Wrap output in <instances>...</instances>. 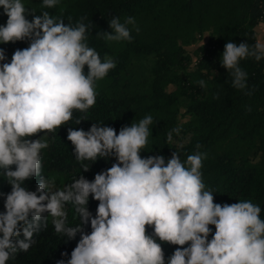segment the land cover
Here are the masks:
<instances>
[{"label": "clouds", "instance_id": "obj_1", "mask_svg": "<svg viewBox=\"0 0 264 264\" xmlns=\"http://www.w3.org/2000/svg\"><path fill=\"white\" fill-rule=\"evenodd\" d=\"M59 2L42 0L41 8H54ZM0 8L7 16L6 24L0 25V44L29 42L28 47L14 51L10 62L0 48V176L11 186L10 193H0L5 209L0 213V264L28 252L36 243L34 235L47 228L49 218L57 235L73 240L80 234L70 258L57 264H165L162 243L178 246L167 264H264L260 206L250 200L214 203L200 171L207 158L206 152L198 151L200 144L185 161L178 152L167 161L162 155L141 158L153 124L151 114L122 126L118 134L101 123L87 131L68 128L67 139L84 172L90 169L85 161L114 157L116 163L97 173L93 181L80 175L55 188V177L41 174L47 136L30 138L67 124L73 110L87 113L96 103V82L115 69L116 62L108 55L101 59L89 46L87 17L74 24L69 17L65 25L48 11L29 12L22 0H0ZM29 14L31 21L26 18ZM108 24L111 32L97 37L109 44L131 42L132 28L140 31L132 16L123 21L116 16ZM249 58L264 59V43L229 41L220 58L231 86L245 95L253 90L248 89V73L240 62ZM198 84L206 87L204 80ZM81 121L77 119L76 124ZM180 131L179 127L169 131L168 142ZM35 177L39 183L30 191L24 182ZM90 196L99 202L94 217L87 207ZM69 204L79 217L75 227L67 225ZM89 223L87 233L84 226ZM146 226L153 228L151 235Z\"/></svg>", "mask_w": 264, "mask_h": 264}, {"label": "trees", "instance_id": "obj_2", "mask_svg": "<svg viewBox=\"0 0 264 264\" xmlns=\"http://www.w3.org/2000/svg\"><path fill=\"white\" fill-rule=\"evenodd\" d=\"M260 0H60L50 9H42V0H22L29 12L40 15L48 11L51 16L68 18L74 24L87 17L90 24L88 44L96 49L101 59L111 56L115 69L96 82V103L82 113L73 110V118L51 133H39L30 139L46 135L49 147L42 150V175L57 178L63 184L73 182V177L83 175L93 181L94 176L116 163L114 157L98 158L96 162L85 161L90 166L84 172L73 155L74 146L67 139L68 128L89 130L92 124L101 123L116 129L131 126L145 115L153 116L150 135L141 158L162 155L165 161L178 152L182 161L197 151L206 152L202 161V178L206 189H211L214 203L234 204L250 200L261 208L264 220V59L249 58L240 62L248 73V89L251 95L231 86V77L221 67L220 58L224 46L231 41L236 44L257 42L256 27L260 16ZM121 21L127 16L135 17L137 33L132 26V41L106 43L98 33L111 32L108 21L114 17ZM31 21L33 16L27 15ZM7 16L0 8V25ZM210 36V37H208ZM210 45H215L210 49ZM29 46L28 41L0 44L10 62L16 49ZM191 48V49H190ZM206 53L197 66L194 58ZM87 66L84 72L87 74ZM204 80L205 88L198 81ZM173 89L170 90V87ZM218 94L219 99H213ZM251 108V112L246 111ZM187 118L186 121L182 119ZM77 119H82L79 125ZM173 133L171 143L167 133ZM15 166H13V170ZM39 177L25 181L24 186L35 191ZM11 186L0 176V193H10ZM98 201L89 197L87 205L93 217ZM67 225L75 227L79 217L73 207L66 205ZM4 197H0V213L4 212ZM212 234L214 226H210ZM84 231L91 232L90 223ZM152 227L146 226L151 235ZM23 239V236L20 237ZM35 244L28 252L18 253L7 264H57L70 258L80 234L73 240L57 235L49 218L46 229L35 234ZM209 241L212 235L208 237ZM157 242L160 241L157 238ZM165 264L178 246L161 244ZM185 245L184 247H187ZM67 253V257L62 256Z\"/></svg>", "mask_w": 264, "mask_h": 264}, {"label": "built area", "instance_id": "obj_3", "mask_svg": "<svg viewBox=\"0 0 264 264\" xmlns=\"http://www.w3.org/2000/svg\"><path fill=\"white\" fill-rule=\"evenodd\" d=\"M259 9H260V16L258 19V23H263L264 22V0H260L259 1ZM210 49H214L215 45H210L209 46ZM206 55V53H202L200 52L195 58H194V66H197L199 64V62L201 61L202 57Z\"/></svg>", "mask_w": 264, "mask_h": 264}, {"label": "crops", "instance_id": "obj_4", "mask_svg": "<svg viewBox=\"0 0 264 264\" xmlns=\"http://www.w3.org/2000/svg\"><path fill=\"white\" fill-rule=\"evenodd\" d=\"M256 38L257 41L264 43V22L258 23V26L256 27Z\"/></svg>", "mask_w": 264, "mask_h": 264}, {"label": "rangeland", "instance_id": "obj_5", "mask_svg": "<svg viewBox=\"0 0 264 264\" xmlns=\"http://www.w3.org/2000/svg\"><path fill=\"white\" fill-rule=\"evenodd\" d=\"M191 49V48H190ZM173 89V87H170V90ZM187 118L182 119V121H186ZM60 183L57 181V178H55V188H62L65 184L59 185Z\"/></svg>", "mask_w": 264, "mask_h": 264}]
</instances>
